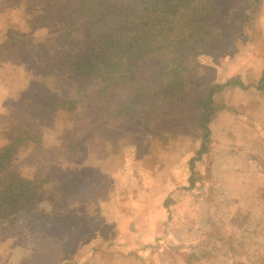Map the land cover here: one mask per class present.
<instances>
[{"label":"trees","instance_id":"1","mask_svg":"<svg viewBox=\"0 0 264 264\" xmlns=\"http://www.w3.org/2000/svg\"><path fill=\"white\" fill-rule=\"evenodd\" d=\"M37 1L47 10L34 16V27L58 17L67 22L52 47L42 49L49 53V66L66 71L80 84L98 78L102 91H96L97 95L107 93L113 99L114 118L121 124L139 122L141 130L153 136L158 128H166L164 124L172 134L193 130L201 139L197 154L207 152L208 124L215 110L213 95L227 82L205 81L198 73V57L230 51L235 38L251 39L257 30L260 0ZM75 34L80 39L73 38ZM26 36L7 30L0 42V58L19 52L33 58L41 44L28 48L31 41ZM258 83H264V69ZM41 86L36 83L37 89L32 86L26 91L32 102L27 109L44 102L46 112H53L59 103L52 110L53 95L38 91ZM20 122L15 129L8 127L10 141L0 147V227L10 226L20 213L30 212L44 192L37 177L10 170L18 150L40 139L28 120Z\"/></svg>","mask_w":264,"mask_h":264},{"label":"rangeland","instance_id":"2","mask_svg":"<svg viewBox=\"0 0 264 264\" xmlns=\"http://www.w3.org/2000/svg\"><path fill=\"white\" fill-rule=\"evenodd\" d=\"M46 10L47 7L37 0H0V30L17 27L27 35L26 40L31 41L28 48L41 44V50L33 58L32 55L19 52L17 56L12 55L8 60L0 61L1 94L3 98L11 100L6 107L0 109L4 112L0 114V121L3 115L9 116L2 119L0 133L6 135L8 127L17 128V125L22 124L20 121L23 118L40 134L37 143L21 149L11 168L18 173L35 175L37 184L40 183L47 195L55 196L54 200L69 197L68 201L71 202L88 198L92 191L97 194L101 190L105 191L106 180H101L104 187L99 189L92 182L100 181L98 177L103 178L100 173L106 169L115 171L117 184L112 193L115 195L135 196L137 192L141 193L147 180L157 182L177 179L183 181L184 186L177 187L170 193L177 201L169 193L165 198L170 206L169 220L181 224L182 228L199 224L198 215L204 212L206 198H212L216 192L208 186V167L212 165L211 140L209 139L207 152L198 155L201 139L198 132L189 128V134H172L168 130L169 125L164 124L166 128H158V134L153 136L144 133L139 122L125 121L121 124L114 118L113 99L107 93L97 95L96 91H102L98 78L80 84L66 71L54 70L47 64L49 53H42V49L52 47L56 39L61 37L59 34L67 22L65 18L58 17L47 25L34 27V16ZM257 22V30L251 39L245 36L235 38L230 51L198 57V73L205 81L224 84L212 80L214 70L211 66H206L212 63V59L215 60L214 64H218L231 51L247 53L262 46ZM73 38L80 39V36L75 34ZM230 80L237 81L235 77ZM36 83L42 84L38 91L44 89L53 95L52 110L60 104L53 112H46L44 102L38 105L34 103V109H27L32 102L26 91L32 86L36 88ZM157 123L161 125L160 121ZM107 191L110 192V189ZM153 193L155 197H165L159 189H154ZM43 204L45 206V201ZM95 209V205L90 204L89 210L94 212ZM242 219L243 214L240 212V217L232 220L235 228L241 224ZM217 223L219 225L212 230V234L197 236L200 243L197 249L182 252L184 262L181 264H219V259L233 261L235 254L246 256L253 264H264V236L231 237V242H226L222 221ZM255 247L257 250H254ZM45 252L44 257L47 259Z\"/></svg>","mask_w":264,"mask_h":264},{"label":"crops","instance_id":"3","mask_svg":"<svg viewBox=\"0 0 264 264\" xmlns=\"http://www.w3.org/2000/svg\"><path fill=\"white\" fill-rule=\"evenodd\" d=\"M257 21L260 48L230 53L220 63L206 65L214 70L213 81L227 84L213 97L215 110L208 124L212 159L208 186L216 192L206 198L199 224L182 228L169 220L165 198L184 186L183 181L147 180L135 196L115 195V171L106 169L100 173L104 179L92 182L99 189L104 187L101 180H106L105 191H92L77 202L68 201L69 197L54 200L55 196L42 192L30 212L20 213L14 224L0 227V264H181L182 252L197 249V236L212 234L218 221H222L226 242H231V237L264 236V83H258L264 69V0H260ZM7 30L22 32L5 27L0 30V42ZM231 77L237 84L228 83ZM2 90L0 109L11 101L2 97ZM1 125L2 120L0 130ZM9 141L0 133V147ZM154 189L165 197H155ZM90 204L95 205L94 212L89 210ZM240 212L243 219L235 228L232 220L240 217ZM232 258L219 259V264H253L246 256L235 254Z\"/></svg>","mask_w":264,"mask_h":264}]
</instances>
